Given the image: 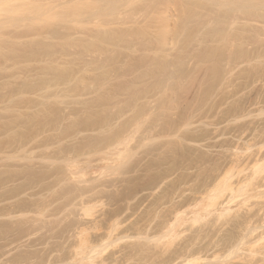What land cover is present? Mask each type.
<instances>
[{"label":"rangeland","instance_id":"rangeland-1","mask_svg":"<svg viewBox=\"0 0 264 264\" xmlns=\"http://www.w3.org/2000/svg\"><path fill=\"white\" fill-rule=\"evenodd\" d=\"M122 1L0 0V264H264V0Z\"/></svg>","mask_w":264,"mask_h":264},{"label":"bare ground","instance_id":"bare-ground-1","mask_svg":"<svg viewBox=\"0 0 264 264\" xmlns=\"http://www.w3.org/2000/svg\"><path fill=\"white\" fill-rule=\"evenodd\" d=\"M45 1H46V0H45ZM99 1H100V0H99ZM107 1H109V0H107ZM150 1H151V0H150ZM157 1H160V0H157ZM179 1H182V0H179ZM179 1H178V2H179ZM196 1H197V0H196ZM196 1H195V0H194V1L191 0V4H189V7H188V8H190V6H191L192 4H193V5H196V3H195ZM198 1H199V0H198ZM198 1H197V2H198ZM201 1H203V0H201ZM201 1H200V2H201ZM205 1H206V0H205ZM229 1H231V0H229ZM238 1H239V0H238ZM32 2H33V1H32ZM36 2H38V1H36ZM48 2H49V1H48ZM119 2H120V1H119ZM122 2H124V0H123ZM122 2H121V4H122ZM153 2H154V1H151V4H153ZM155 2H156V0H155ZM163 2H165L166 4H163ZM163 2H160L161 4L158 3V4H160V6H158L159 8L161 7L162 4L165 5V8H166V6H168V5H170V4L174 3V2L177 3L176 0H174V1H173V0H167V1H164V0H163ZM184 2H186V1H184ZM184 2H183V3H184ZM207 2L209 3V1H207ZM231 2H234L235 4H233V6H232V5L229 6V7H228V10H227V8H226L225 11H227V12H226V13L224 12V13H225L224 15H225V17L229 18V20H230V21L232 22V24H233L234 22H236V21L238 20L240 13H241V12L244 13V12H243V9H244V8H246L245 10H247L246 13H250V9H249L250 6H248L249 8L247 7V5H250V4H248V3H249L248 1H244V2H246V3H244V4H245V5L247 4V5H246V6L244 5L245 7L242 6V9H241L240 6H239L238 4H236V3H237L236 1H231ZM247 2H248V3H247ZM116 3H117V2H116ZM156 3H157V2H156ZM181 3H182V2H181ZM187 3H188V2H187ZM201 3H202V2H201ZM201 3H200V4H201ZM203 3H204V1H203ZM29 4H30V3H29ZM40 4H41V3H40ZM108 4H109V3H108ZM119 4H120V3H119ZM131 4H132V3H131ZM144 4H145V1H144ZM158 4H157V5H158ZM177 4L179 5L180 2L177 3ZM184 4H185V3H184ZM198 4H199V3H197V5H198ZM200 4H199L198 6L196 5L197 8L200 7ZM239 4H243V3H239ZM102 5H103V4H102ZM114 5H115V3H113V6H114ZM129 5H130V4H129ZM141 5H142V4H141ZM145 5H147V3H146ZM149 5H150V4H148V7H149ZM173 5H175V7H176V4H173ZM180 5H181V4H180ZM185 5H188V4H185ZM28 6H29V7H28ZM28 6H26V7L24 8L25 10L27 9V11L29 10V8H31L30 5H28ZM45 6H46V5H45ZM76 6H77V4H76ZM105 6H106V4H105ZM155 6H156V5H154V9H155ZM170 6L172 7V5H170ZM181 6H182V7H181ZM181 6H178V8H179V7H181V8L184 7L183 4H182ZM196 6H195V11H196ZM202 6H203V4H201V7H202ZM38 7H39V6H38ZM107 7H108V6H107ZM110 7L112 8V6H110ZM114 7H115V6H114ZM152 7H153V6H152ZM152 7H151V8H152ZM156 7H157V6H156ZM186 7H187V6H186ZM186 7H184L186 13H188L187 10H188L189 12L191 11V9L194 10V7H193V6L191 7V9H187ZM44 8H45V7H43V9H44ZM53 8H54V7H53ZM70 8H72V6H71ZM74 8L76 9V7H74ZM102 8H103V7H102ZM149 8H150V7H149ZM151 8H150V9H151ZM159 8H156V9H155L156 11H154V13H153V12H152V13H153L154 15L157 16V13H156V12H158V13L160 12V14H165V13H166L165 11H168V10H165L164 6H163L164 9H160V10H159ZM167 8H170V7L168 6ZM184 8H183V10H182V12H181L182 14H183ZM41 9H42V8H41ZM45 9H48V8H45ZM51 9H52V8H51ZM54 9H55V8H54ZM135 9H136V8H135ZM140 9H142V7H140ZM157 9H158L159 11H157ZM186 9H187V10H186ZM204 9H205V8H204ZM206 9H207V8H206ZM48 10H49V9H48ZM61 10H62V9H61ZM68 10H70V9H68ZM80 10H81V9H80ZM80 10H79V11H80ZM96 10H97V9H96ZM108 10H109V9H108ZM119 10H120V7H119ZM123 10H124V9H123ZM123 10H122V11H123ZM125 10H126V9H125ZM136 10H137V9H136ZM145 10H146V9H145ZM148 10H149V9H148ZM151 10H152V9H151ZM161 10H163L165 13L161 12ZM12 11H13V10H12ZM30 11H31V10H30ZM45 11H46V10H45ZM51 11H52V10H51ZM77 11H78V10H77ZM77 11H76V13H77ZM122 11H121V12H122ZM143 11H144V10H143ZM146 11H147V10H146ZM176 11H177V10H176ZM203 11H204V10H203ZM31 12H32V11H31ZM46 12H47V11H46ZM48 12H50V11H48ZM71 12H72V11H71ZM73 12H74V9H73ZM73 12H72V13H73ZM97 12H98V11H97ZM100 12H101V11H100ZM106 12H107V11H106ZM117 12H119V11H117ZM192 12H193V14L195 13L194 11H192ZM28 13H30V12H28ZM43 13H45V12H43ZM43 13H41V14H43ZM50 13H51V12H50ZM50 13H47V15L50 14ZM74 13H75V12H74ZM109 13H110V12H109ZM112 13H113V11H112ZM114 13H115V12H114ZM155 13H156V14H155ZM186 13L183 14V17L186 16V15H185ZM196 13H198V11H197ZM246 13H245V15H246ZM45 14H46V13H45ZM99 14H100V13H99ZM99 14H98V15H99ZM115 14H116V13H115ZM127 14H128V13H127ZM129 14H131V13H129ZM148 14L150 15L151 12L149 13V11H148ZM167 14H168V13H167ZM169 14H170V13H169ZM191 14H192V13H189L188 15H191ZM213 14H214V13H213ZM218 14H219V12H218ZM43 15H44V14H43ZM43 15H42V16H43ZM93 15H94V14H93ZM113 15H114V14H113ZM120 15L123 17L122 14H120ZM151 15H152V14H151ZM151 15H150V17H152ZM174 15H175V14H174ZM188 15H187V18H186L187 20H186V21L183 19L185 22L188 21L189 17H190V18L192 17V16H188ZM194 15H195V14H194ZM221 15H223V14H221ZM221 15H216V16H215V17H216V21H217V19H218V20L221 19ZM224 15H223V16H224ZM13 16H14V15H13ZM31 16H32V15H31ZM33 16L35 17L34 20L37 19L36 16L38 17V15H36V16L33 15ZM40 16H41V15H39V17H40ZM94 16H96V14H95ZM106 16H107V15H106ZM106 16H103V17H106ZM111 16H112V15H111ZM118 16H119V15H118ZM127 16H128V15H127ZM131 16H132V15H131ZM138 16H139V14H138ZM138 16H137V17H138ZM147 16H148V15H147ZM147 16H146V17H147ZM156 16H155V17H156ZM159 16H161V15L158 14L157 17H159ZM171 16H172V15H170V17H171ZM223 16H222V17H223ZM14 17H15V16H14ZM80 17H81V16H80ZM91 17H92V16H91ZM109 17H110V16H109ZM134 17H135V16H134ZM166 17H168V15L165 14V17L163 16V22L167 21L168 18L165 20ZM212 17H214V16H212ZM123 18H124V17H123ZM135 18H136V17H135ZM153 18H154V16H153ZM153 18H152V19H153ZM160 18H161V17H160ZM160 18H158V19H160ZM198 18H199V17H198ZM5 19H6V18H5ZM16 19H17V18H16ZM30 19H33V17H31ZM40 19H41V17L39 18V20H40ZM136 19H137V18H136ZM147 19H148L149 21H147V20H146V21H147V22H150V19H151V18H148V17H147ZM156 19H157V18H154V20H156ZM161 19H162V18H161ZM212 19H213V18H212ZM212 19H211V20H212ZM41 20H43V19H41ZM45 20H46V19H45ZM45 20H44V21H45ZM120 20H121V19H120ZM120 20H119V21H120ZM133 20H134V19H133ZM144 20H145V19H144ZM154 20H153V22H154ZM168 20H169V19H168ZM191 20H192V19H191ZM214 20H215V18H214ZM225 20H227V19H225ZM229 20H228V21H229ZM8 21H9V20H8ZM15 21H16V20H15ZM92 21H94V20H92ZM112 21H113V20H112ZM116 21H117V20H116ZM161 21H162V20H161ZM197 21H198V20H197ZM197 21H195V22H197ZM203 21H204V20H203ZM230 21H229V22H230ZM46 22H47V20H46ZM95 22H97V21H95ZM99 22H100V21H99ZM99 22H98V24H99ZM101 22H102V21H101ZM109 22H110V21H109ZM143 22H144V21H143ZM143 22H142V23H143ZM147 22H146V23L144 22V23L147 24ZM153 22H152V24H153ZM157 22H158V21H157ZM163 22H160V23H162L161 26H163V27H160V30H159V28H158L157 23H156V22L154 23V24H156V26H157V28H158V30H159V31L156 30V31H158V33L154 34V35H156V37H155V36H154V37H155L156 39H159V41L157 40L158 42H160V41H163V42H164V41L167 40V38H168V41H169V39H170V38H169V37H170L169 34H171V33H169V32H171L170 29H171L172 27H171L170 29H167V28L169 27L170 23H169V25H168V27H167V25L164 26L166 22H165L164 24H163ZM185 22H184V23H185ZM204 22H205V21H204ZM204 22H203V23H204ZM206 22L208 23V20H207ZM229 22H228V23H229ZM14 23H15V22H14ZM67 23H68V22H67ZM125 23H126V22H125ZM130 23H132V22H130ZM172 23H173V22H172ZM184 23H182V24L180 23L181 26L183 25V26L185 27V24H184ZM203 23H202V26H204V28H205L206 25H205V23H204V24H203ZM12 24H13V23H12ZM15 24H16V23H15ZM28 24H30V23H28ZM38 24H39V23H38ZM61 24H62V23H61ZM101 24H102V23H101ZM103 24H104V23H103ZM113 24H114V23H113ZM136 24H137V23H136ZM150 24H151V23H150ZM152 24H151V26H152ZM166 24H168V23H166ZM173 24H174V23H173ZM180 24H179V25H180ZM232 24H231V25H232ZM31 25H32V24H31ZM33 25H34V24H33ZM134 25H135V24H134ZM176 25H177V24H176ZM209 25H210V24H209ZM213 25H214V24H213ZM28 26H29V25H28ZM116 26H117V25H116ZM116 26H115V27H116ZM148 26H149V25H148ZM148 26L146 25V27L144 26V27H142V28H146V30L149 31L148 28L150 29V26H149V27H148ZM153 26H154V25H153ZM172 26H173V25H172ZM186 26H188V25L186 24ZM195 26H196V25H195ZM101 27H102V26H101ZM119 27H120V26H119ZM166 27H167V28H166ZM175 27H176V26H175ZM175 27L172 28V29H174V30H172V31H173L172 33H174V32L176 31L175 33L178 35V33H179L180 31H182V34H183V31H184V29H185L184 27H182V28L180 29V28H178L179 26H177L176 28H178V31H179V32H177V30H175ZM206 27H207V26H206ZM224 27H225V26H224ZM29 28H30V27H29ZM108 28H109V27H108ZM111 28H112V27H111ZM152 28H153V27H152ZM183 28H184V29H183ZM204 28H203V29H204ZM213 28H214V27H213ZM228 28H229V27H228ZM72 29H73V28H72ZM99 29H101V28H99ZM105 29H106V28H105ZM139 29H140V28H139ZM153 29H154V28H153ZM182 29H183V30H182ZM190 29H191V28H190ZM236 29H237V28H236ZM121 30H123V29H120V32H119V31H116V30H114V31L112 30V31H113V32H111L112 34L109 35L108 37H106V36H102V37H101V36H100L101 38H98V40L95 39V40H93V41H95V42L97 41V43H99V41H100V42H104V41H106V42H107V41H110V42H111L112 39H114V41H115L117 38L120 39V40L122 39V41H124L123 39H125V38L127 37V35H129V34H128V32H127V29H125L126 32L121 31ZM150 30H151V29H150ZM229 30H230V28L226 30L228 34L230 33ZM188 31H190V30H188ZM194 31H195V30H194ZM202 31H203V30H202ZM202 31H201L200 33H202ZM216 31H217V30H216ZM220 31H221V32H220ZM220 31L218 30V32L222 33V30H220ZM226 31H225V29H224L223 34H222L223 36L220 35L221 38H223V40H224V38H225L226 35H227ZM228 31H229V32H228ZM116 32H117V33H116ZM142 32H143L142 35H144V34H145L144 32H146V31L143 30ZM185 32L187 33V29L185 30ZM205 32H206V31H205ZM42 33H43V32H42ZM133 33H135V32H133ZM138 33H141V32H138ZM147 33H148V32H147ZM154 33H155V32H154ZM168 33H169V34H168ZM189 33H190V32L187 33L188 36L190 35ZM191 33H192V32H191ZM60 34H62V33H60ZM70 34H71V33H70ZM70 34H69V35H70ZM105 34H106V33H105ZM108 34H110V33L108 32ZM135 34H136V33H135ZM149 34H150V33H149ZM157 34H158V35H157ZM180 34H181V32H180ZM180 34H179V36H177V39H178V37H180V36L182 35V34H181V35H180ZM224 34H226V35H224ZM130 35H131V32H130ZM140 35H141V34H140ZM145 35H146V34H145ZM183 35H184V34H183ZM185 35H186V34H185ZM191 35H192V34H191ZM217 35H219V33H218ZM229 35H230V34H229ZM232 35H234V34H232ZM52 36H53V35H52ZM91 36H93V35H91ZM172 36H173V35H172ZM172 36H171V37H172ZM174 36H175V34H174ZM193 36H194V35H192V37H193ZM195 36H196V35H195ZM61 37H62V36H61ZM96 37H97V36H96ZM110 37H111V38H110ZM129 37H130V36H129ZM129 37H128V38H129ZM185 37H186V36H185ZM190 37H191V36L188 37V38H189V41L187 40V38H185V39H186L185 41L191 42V41H190ZM199 37H200V36H199ZM240 37H241V36H240ZM58 38H60V37H58ZM144 38H145V37H144ZM197 38H198V37H197ZM203 39H204V37H203ZM226 39H227V38H226ZM191 40H192V39H191ZM70 41H71V40H70ZM114 41H112V42L115 43ZM147 41H148V40H147ZM200 41H201V40H200ZM231 41H232V40H231ZM234 41H235V40H234ZM90 42H92V40H91ZM112 42H111V43H112ZM170 42H171V44H172V40L169 41V44H170ZM92 43H94V42H92ZM92 43H90V44H92ZM117 43H118V42H117ZM154 43H155V42H154ZM156 43H157V42H156ZM160 43H161V42H160ZM160 43H159V44H160ZM174 43H175V42H174ZM62 44H63V43H62ZM83 44H84V43H83ZM103 44H104V43H103ZM109 44H110V43H109ZM161 44H162V45H165V44H167V43H165V44H164V43H161ZM185 44H186V43H185ZM185 44H184V45H185ZM232 44H233V43H232ZM84 45H85V44H84ZM93 45H95V44H93ZM93 45H91V46H93ZM112 45H114V44H112ZM115 45H116V44H115ZM191 45H192V44H191ZM237 45H238V44H237ZM43 46H44V45H43ZM46 46H47V45H46ZM95 46H97V45H95ZM98 46H99V45H98ZM103 46H104V45H103ZM117 46H119V45H117ZM144 46H145V44H144ZM157 46H158V45H157ZM171 46H173V45H171ZM175 46H176V45H175ZM226 46H227V45H226ZM2 47H3V46L0 45V52H2ZM5 47H6V44H5ZM5 47H4L3 49H5ZM106 47H107V46H106ZM115 47H116V46H115ZM126 47H127V46H126ZM165 47H167V46H165ZM47 48H48V47H47ZM102 48H103V47H102ZM122 48H123V47H122ZM124 48H125V47H124ZM162 48H163V47H162ZM92 49H93V48H92ZM159 49H160V48H159ZM165 49H166V48H165ZM181 49H182V48H181ZM88 50H89V49H88ZM118 50H119V49H118ZM161 50H162V49H161ZM215 50H216V49H215ZM225 50H226V49H225ZM99 51H100V50H99ZM165 51H166V50H165ZM167 51H168V50H167ZM173 51H174V50H173ZM182 51H183V50H182ZM229 51H230V50H229ZM229 51H228V52H229ZM107 52H108V51H107ZM169 52H170V51H169ZM203 52H205V51H203ZM162 53H163V52H162ZM167 53H168V52H167ZM167 53H166V54H167ZM230 53H231V52H230ZM0 54H2V53H0ZM15 54H16V53H15ZM110 54H111V53H110ZM166 54H165V56H166ZM214 54H215V53H214ZM222 54H223V53H222ZM12 55H13V54H12ZM162 55H164V54H162ZM162 55H161V56H162ZM10 56H11V55H10ZM157 56H158V55H157ZM165 56H163V57H164L163 60H165L164 62L167 63V62H166L167 58H166ZM167 56H168V54H167ZM179 56H180V55H179ZM158 57H159V59L161 60V57H160V56H158ZM163 57H162V58H163ZM165 58H166V59H165ZM168 58H169V56H168ZM173 58H174V57H173ZM179 58H181V57H179ZM201 58H202V57H201ZM213 58H214V57H213ZM7 59H8V58H7ZM9 59H10V58H9ZM180 60H181V59H180ZM206 60H207V59H206ZM167 61L169 62V60H167ZM164 62H163V63H164ZM163 63H162V64H163ZM157 64H158V65H157ZM157 64H156L157 67H158L159 65H161V64L159 63V61L157 62ZM164 65H165V64H163V66H164ZM168 65H169V64H168ZM168 65H167V66H168ZM51 66H52V65H51ZM58 66H59V65H58ZM163 66H162V67H163ZM167 66H164V70H165V68H166ZM215 66H216V65H215ZM52 67H53V66H52ZM60 67H61V66H60ZM162 67H161V69H162ZM56 68H57V66H56ZM158 69H160V68H158ZM161 69H160V70H161ZM56 70H58V69H56ZM54 71H55V70H54ZM59 73H60V72H59ZM176 73H177V72H176ZM56 74H57V73H56ZM154 75H155V74H154ZM170 76H171V75H170ZM180 76H181V75H180ZM182 76H183V75H182ZM61 77H62V76H61ZM183 77H184V76H183ZM64 78H65V77H64ZM178 78H179V77H178ZM57 79H59V78H57ZM167 80H168V79H167ZM48 82H49V81H48ZM162 82H164V81H162ZM162 82H161V83H162ZM168 82H169V81H168ZM171 82H172V80H171ZM98 83H99V82H98ZM172 83H173V82H172ZM49 84H50V83H49ZM162 84H163V83H162ZM164 84H165V83H164ZM168 84H169V83H168ZM168 84H167V85H168ZM170 84H171V83H170ZM43 85H44V84H43ZM155 86H157V85H155ZM178 87H179V86H178ZM162 88H163V87H162ZM165 88L167 89L168 86L166 87V85H165ZM165 88H164V89H165ZM172 88H173V86H172ZM74 89H75V88H74ZM168 91H169V90H168ZM170 91H171V90H170ZM166 92H167V91H166ZM173 92H174V91H173ZM166 95H167V93H166ZM169 97H170V96H169ZM98 100H99V99H98ZM172 100H173V99H172ZM174 100H175V99H174ZM169 101H170V100H169ZM168 103H169V102H168ZM172 103H173V102H172ZM169 104H170V103H169ZM162 106H163V105H162ZM170 106H171V105H170ZM160 107H161V106H160ZM163 107H164V106H163ZM160 110H162V109L160 108ZM161 117H162V116H161ZM138 122H139V121H138ZM139 123H140V122H139ZM137 124H138V123H137ZM132 125H133V124H132ZM138 125H140V124H138ZM124 127H125V126H124ZM138 127H139V126H138ZM141 127H142V126H141ZM141 127H140V128H141ZM136 128H137V127H136ZM140 128H139V129H140ZM134 131H135V129H134ZM119 135H120V134H119ZM130 137H131V136H130ZM130 137H128V138H130ZM103 141H104V140H103ZM109 141H110V140H109ZM119 141H120V140H119ZM124 141L126 142L125 139H124ZM117 142H118V141H117ZM120 142H121V141H120ZM115 143H116V142H115ZM75 149H76V148H75ZM260 161H261V160H260ZM256 164H257V163H256ZM263 165H264V163L262 164V166H263ZM262 166H260L259 164H257V168L262 169ZM229 170H230V169H229ZM228 174H229V175H228ZM230 176H231V175H230V172H228V171L225 172V175H224L223 177H221L222 179H220V181H219V184H218L219 187H218V185L216 184L217 186H216L215 188H213V189H215V190H214L215 193L212 191V192H213V193H212L213 195H211V198H212V199H211V200H212L211 202H212V203L210 202V203H211L210 205H212V206H216V204H219L218 202L220 201V199H222V197L226 196V192H227V191H229V190L233 191V185L231 186L232 182H230L232 179L230 178ZM229 178L231 179L230 181H229ZM92 190H93V189H92ZM75 191H76V190H75ZM94 192H95V190H94ZM74 193H75V192H74ZM80 193H81V192H80ZM89 193H90V192H89ZM89 193H88V194H89ZM86 194H87V193H86ZM68 196H69V195H68ZM81 196H82V195H81ZM83 196H84V195H83ZM85 196H86V195H85ZM232 199H233V198H232ZM230 200H231V199H230ZM73 203H74V202H73ZM198 219H199V217H198ZM196 220H197V219H196ZM199 220H200V219H199ZM197 221H198V220H197ZM100 237H101V236H100ZM104 260H105V259H104ZM107 262H108V261H107ZM102 263H103V261H102ZM93 264H94V263H93ZM103 264H107V263H103Z\"/></svg>","mask_w":264,"mask_h":264}]
</instances>
